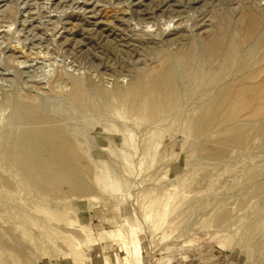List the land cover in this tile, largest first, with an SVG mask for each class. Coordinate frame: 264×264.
Here are the masks:
<instances>
[{
	"label": "rangeland",
	"instance_id": "obj_1",
	"mask_svg": "<svg viewBox=\"0 0 264 264\" xmlns=\"http://www.w3.org/2000/svg\"><path fill=\"white\" fill-rule=\"evenodd\" d=\"M0 264H264V0H0Z\"/></svg>",
	"mask_w": 264,
	"mask_h": 264
},
{
	"label": "bare ground",
	"instance_id": "obj_2",
	"mask_svg": "<svg viewBox=\"0 0 264 264\" xmlns=\"http://www.w3.org/2000/svg\"><path fill=\"white\" fill-rule=\"evenodd\" d=\"M247 17H249V20H250V18H252L253 19V21H252V23L251 24H253V28H255L256 27V23H257V20H256V18L253 16V17H251V16H249V13H248V15H246ZM23 48V47H22ZM218 49V48H217ZM215 50V49H214ZM46 55V54H45ZM42 64V63H41ZM168 67V66H167ZM171 74V73H170ZM168 75V80H171V75ZM166 78H167V76L166 75H164V76H162L161 77V84H165L166 83ZM18 149V148H17ZM15 151H18V150H15Z\"/></svg>",
	"mask_w": 264,
	"mask_h": 264
}]
</instances>
